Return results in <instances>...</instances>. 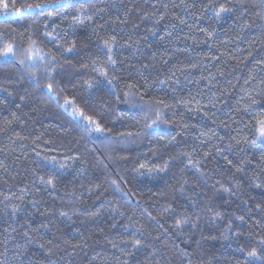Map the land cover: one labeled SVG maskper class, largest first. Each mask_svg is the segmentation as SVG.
I'll return each mask as SVG.
<instances>
[{"label":"trees","instance_id":"obj_1","mask_svg":"<svg viewBox=\"0 0 264 264\" xmlns=\"http://www.w3.org/2000/svg\"><path fill=\"white\" fill-rule=\"evenodd\" d=\"M0 31L36 39L55 57L61 103L88 100L105 129L86 131L49 98L46 61L28 70L39 85L0 61V264L264 257V140L243 111L264 102L263 0H70L0 15ZM113 36L110 65L102 41Z\"/></svg>","mask_w":264,"mask_h":264},{"label":"snow or ice","instance_id":"obj_2","mask_svg":"<svg viewBox=\"0 0 264 264\" xmlns=\"http://www.w3.org/2000/svg\"><path fill=\"white\" fill-rule=\"evenodd\" d=\"M19 3L20 6L17 7L16 4ZM70 0L68 3L65 0H39V2H27V0H15L12 3V6H9V0H0V15L4 17L16 16L20 17L25 14H40L42 15L45 10L49 8L51 4H55L59 7H68ZM223 5L220 6L219 11L217 12V16H219L220 12L226 11ZM53 13L49 14V19H51ZM73 21L75 24H83V20L77 19L73 17ZM183 23V21H181ZM211 35V34H209ZM26 42L21 40L17 41L14 35L5 34L0 31V61L5 63H14L24 71L28 72L29 79L32 80L37 85L40 84L41 76L38 75L34 71H28L30 68H34L36 66V61L39 59L41 61H46L43 63V72L42 75L46 77L47 83L43 84V88L46 89V92L50 99L54 100L57 105L62 108L64 111L68 112L71 117L77 120L78 123L82 124V127L88 132H96L103 133L105 129L101 126L100 122L96 118L95 115L86 114V109L90 106L89 101L85 100L80 102L77 96H63V102L61 103V94L64 90L57 91L55 85V75L58 73V66L56 64L55 57L50 54L41 55V49L38 46L37 40L33 39L31 36H27ZM41 39H47L51 41L53 37L51 34L45 32L42 34ZM116 43L115 36L109 39H105L102 41V49L106 50L107 62L110 65H115V60L113 59V45ZM23 46L24 51L22 54L20 53V49ZM66 51H72V49H67ZM99 75L103 77L109 85L113 84L112 79H108V73L106 71H100ZM98 86V83H88L87 88L89 90H94ZM134 85H129V88H134ZM158 105H163L164 107H168V105L164 104L163 100H157L155 102ZM264 102H258L256 100H252L250 104L246 105L243 109L244 113L248 115L251 129L256 137V139L264 140V110L253 111V108ZM157 119L151 121L148 124V127L154 126L160 118V113H156ZM256 141L253 140L252 143ZM192 161L189 160V164ZM231 163V161H229ZM143 167V166H141ZM48 185H52V179L46 181ZM115 183V181H113ZM227 191V189L225 190ZM259 207V206H257ZM155 220V217H152ZM242 223L244 222L243 217L238 218ZM182 221L178 220L176 222L177 228L181 226ZM186 223V221H184ZM193 228L196 227L195 224L192 225ZM228 227H231V222H229ZM262 247L260 249L261 252H264V240L260 241ZM140 241H135V245H139ZM113 248H116V245H113ZM119 259V257H117ZM247 259L251 262L255 260H264V257L258 255L257 249L253 248L250 252L247 253Z\"/></svg>","mask_w":264,"mask_h":264},{"label":"built area","instance_id":"obj_3","mask_svg":"<svg viewBox=\"0 0 264 264\" xmlns=\"http://www.w3.org/2000/svg\"><path fill=\"white\" fill-rule=\"evenodd\" d=\"M263 7H264V0H263ZM3 18H4V16H3Z\"/></svg>","mask_w":264,"mask_h":264}]
</instances>
